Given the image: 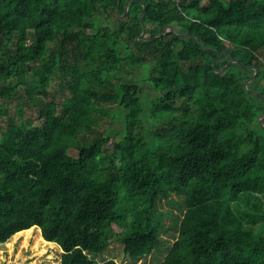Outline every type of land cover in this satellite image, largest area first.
Here are the masks:
<instances>
[{"label": "trees", "instance_id": "trees-1", "mask_svg": "<svg viewBox=\"0 0 264 264\" xmlns=\"http://www.w3.org/2000/svg\"><path fill=\"white\" fill-rule=\"evenodd\" d=\"M141 1L142 40L138 0L124 14L126 0L118 12L117 0H0V98L17 88L47 97L57 64L54 52L44 57L49 41L73 58L59 62L71 76L66 101L46 102L35 126L4 123L0 111V244L37 225L61 247L59 264H119L91 256L116 228L124 253L139 260L162 241L158 198L175 193L183 213L160 264H264V232L246 224L252 205L264 216L254 198L264 195V99L244 87L254 66L248 87L264 95V0ZM167 24L215 50L194 35L154 36ZM148 58L146 79L116 77L123 61ZM100 102L123 110L120 138L79 143L110 114Z\"/></svg>", "mask_w": 264, "mask_h": 264}, {"label": "rangeland", "instance_id": "rangeland-1", "mask_svg": "<svg viewBox=\"0 0 264 264\" xmlns=\"http://www.w3.org/2000/svg\"><path fill=\"white\" fill-rule=\"evenodd\" d=\"M205 2V0H201ZM68 47L70 44L67 45ZM60 49L57 40H51L48 43V51L44 56L46 60L52 58L54 52V60L57 62L54 71L52 73V78L47 87V97H42L36 90L32 95H27L24 89L17 88L15 91L11 92L10 96L0 98V111H1V121L8 123L14 119H22L29 128L35 126L38 122V114L45 109V103L51 101L59 108L62 103H64L69 95L68 85L70 83V73L62 70L60 65L63 64L65 67L73 64V58L69 51L59 54ZM121 55L126 56V51L121 49ZM62 62L61 64L59 62ZM155 64L154 58H148L144 63L139 65H134L129 68L128 64L122 62V73L116 75L119 79L121 76L127 78L128 80H134L140 82L146 79L149 72L152 70ZM29 83L32 82V77L29 76ZM148 88V87H147ZM153 95L154 91H149ZM36 97H42L39 101L34 99ZM186 99L179 98L177 100V113H180L184 109ZM104 109L110 111V114L98 116L97 125L89 131H84L79 134L77 141L79 143H86L91 141L95 136L99 134H107L109 140H117L120 138L119 130L123 126V110H119L118 106L114 103H99ZM116 112V116H114ZM173 122L177 121V118L172 119ZM146 123V118L142 116L141 124ZM165 127L171 125L169 121H162ZM71 154L76 153V149H69ZM106 151L110 152L109 147L106 146ZM254 198L257 200L259 205L257 209L264 211V195H256ZM247 209H254L253 214L250 219L246 221V224L253 229L254 232H264V216L260 212H255V205L246 206ZM183 196L171 193L168 198L160 197L158 198V209L162 213V225L160 227V234L162 241L159 245L153 249V251L147 255L142 256L139 260H132L123 251V245L120 240V235L122 230L111 229L106 234L104 242L106 243L105 248L96 254H91V256L99 261L105 260L107 258L115 259L119 264H160L167 248L173 242L178 234L179 219L183 213ZM0 247L3 249V257L0 258V264H28V262L34 261L32 264H50V260L46 254L41 256H34L32 258H25L24 261L22 257L28 256L31 251L28 248H23L20 251L17 244L12 250L1 243ZM62 249L54 251V257L52 260L56 261L55 264H59L61 259ZM18 261V263H16Z\"/></svg>", "mask_w": 264, "mask_h": 264}, {"label": "bare ground", "instance_id": "bare-ground-1", "mask_svg": "<svg viewBox=\"0 0 264 264\" xmlns=\"http://www.w3.org/2000/svg\"><path fill=\"white\" fill-rule=\"evenodd\" d=\"M4 243L9 250H12L15 244L19 247V251L23 248L30 249L31 253L26 257H22L23 261L27 257L32 258L34 256L46 254L51 262L50 264H55L56 262L52 260L55 255L54 251L61 249V247L55 242L44 239L41 236L40 228L37 225H32L26 229L13 233ZM3 252V249L0 247V258L3 257ZM16 263H18V261ZM32 263H34V261L28 262V264Z\"/></svg>", "mask_w": 264, "mask_h": 264}, {"label": "water", "instance_id": "water-1", "mask_svg": "<svg viewBox=\"0 0 264 264\" xmlns=\"http://www.w3.org/2000/svg\"><path fill=\"white\" fill-rule=\"evenodd\" d=\"M138 1L141 2V4H142V9H141V11H140V13H139V19H140V22H141V25H142V30H141L139 36L137 37V39H141V40H142V39H145V38H147V37H149V36H144V37L140 38V36H142V35L144 34V32H145V24H144L143 19H142V15H143V13H144V11H145V3L142 2L141 0H138ZM129 2H130V0H126V2H125V9H124L123 14L126 12ZM119 3H120V0H117L116 12H118ZM168 31H172V32H174V33H175L176 35H178V36H190V35H194V34H191V33H179V32L176 31V29H175V27H174L173 25H171V24H167V25L163 28V30L161 31V33H159L158 35H154V36H159V35L165 34V33L168 32ZM194 36L197 37L199 43L202 45L201 39H200L197 35H194ZM202 47H204L205 49H208V50H215V49H213V48H206V47L203 46V45H202ZM231 51H232V47H231V46H228V47L225 48V49H220L221 54H220L217 58H215V59L213 60V62H212V66H213V68H215V63H216V61H217L218 59H220V58L223 57V56L229 55V54L231 53ZM231 62H237V59H230L228 62H226V63L222 66V68H221L220 70H216V72L219 73V74L224 73L225 68H226L227 65L230 64ZM248 67H253L254 72H253V74H252L249 78H247V79L244 81V87H245L248 91L257 94V95H259L260 97H262V98L264 99V95H261L259 92L255 91V90H252V89H250V88L248 87V82H249L253 77H255L256 72H257V68H256V67H254V66H248ZM263 118H264V113L261 114V115L259 116V118H258V122H259V124L261 125V127L264 128Z\"/></svg>", "mask_w": 264, "mask_h": 264}]
</instances>
